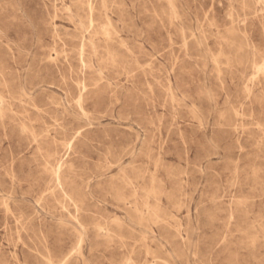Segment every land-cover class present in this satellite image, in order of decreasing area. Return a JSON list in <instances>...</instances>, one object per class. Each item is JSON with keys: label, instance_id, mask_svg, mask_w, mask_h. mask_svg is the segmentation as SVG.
Instances as JSON below:
<instances>
[{"label": "rangeland", "instance_id": "obj_1", "mask_svg": "<svg viewBox=\"0 0 264 264\" xmlns=\"http://www.w3.org/2000/svg\"><path fill=\"white\" fill-rule=\"evenodd\" d=\"M0 264H264V0H0Z\"/></svg>", "mask_w": 264, "mask_h": 264}]
</instances>
